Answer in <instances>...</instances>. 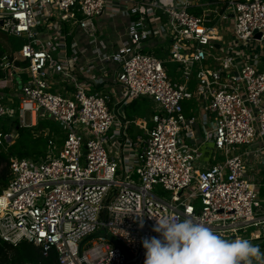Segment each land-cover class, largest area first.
<instances>
[{"label": "built area", "instance_id": "1", "mask_svg": "<svg viewBox=\"0 0 264 264\" xmlns=\"http://www.w3.org/2000/svg\"><path fill=\"white\" fill-rule=\"evenodd\" d=\"M111 1L0 0V35L21 39L0 54V121L47 118L63 133L43 158L11 159L0 240L54 250L57 264H144L141 241L159 235L162 216L192 217L225 239L263 238L264 0H224L225 45L206 15L190 12L197 0H117L122 33L102 23ZM164 44L166 58L144 52ZM164 62L177 63L182 83ZM139 97L158 107L150 127L124 116ZM192 98L204 135L185 114ZM131 123L144 135L132 137ZM13 139L0 126V146ZM207 142L213 163L200 161ZM98 231L120 245L84 240ZM252 264H264V246Z\"/></svg>", "mask_w": 264, "mask_h": 264}, {"label": "clouds", "instance_id": "2", "mask_svg": "<svg viewBox=\"0 0 264 264\" xmlns=\"http://www.w3.org/2000/svg\"><path fill=\"white\" fill-rule=\"evenodd\" d=\"M152 231L159 235L141 241L144 264H252L259 255L258 246L248 239H225L192 217L155 218Z\"/></svg>", "mask_w": 264, "mask_h": 264}, {"label": "trees", "instance_id": "3", "mask_svg": "<svg viewBox=\"0 0 264 264\" xmlns=\"http://www.w3.org/2000/svg\"><path fill=\"white\" fill-rule=\"evenodd\" d=\"M9 38L10 36L0 35V54L7 51L12 52L19 47L21 39L15 43L14 41H10ZM154 54L157 57L166 58L167 50H156ZM164 68L173 80L180 74L177 63L164 62ZM147 109V99L140 97L131 102L126 112L129 117L134 115L141 116L146 113ZM3 121L1 129L7 131L9 124L5 125ZM13 124L15 135L13 143L9 146H0V193L8 183L11 159L29 158L38 160V158L45 154L47 142L50 138L49 134L34 135L28 127L21 126L18 120H13ZM37 124L39 130L47 128L53 133L54 137L60 136L61 128L53 121L42 118L38 120ZM27 262L31 264H57V255L54 250H51L47 256H44L40 247L27 241H21L16 245H12L0 240V264H24Z\"/></svg>", "mask_w": 264, "mask_h": 264}, {"label": "crops", "instance_id": "4", "mask_svg": "<svg viewBox=\"0 0 264 264\" xmlns=\"http://www.w3.org/2000/svg\"><path fill=\"white\" fill-rule=\"evenodd\" d=\"M189 10H190V12L195 13V14L206 15V18L210 20V24L211 25L215 24L216 26L219 25L220 29L221 28L224 29L223 24L228 23V21H226V20L222 21V19H221V15L228 11V8H227L224 0H197L196 2L192 3V6L190 7ZM192 10H194V11H192ZM214 17H216V19H215L216 21H214ZM127 19H128L127 8H126L125 4H123V1L114 0L113 2L111 1L109 3L108 9L103 14L102 23H105L106 26L109 28V30L119 31L122 33V32H124V27H125V23H126ZM73 33H74V30H72V34ZM221 35L223 38L222 33H221ZM163 46L165 47V49L159 48V47H161V45H157V46L151 47L149 49H144V52L151 53V54L155 55L154 52H156V50H161V51L167 50L166 44H164ZM159 58L163 59L164 57H159ZM262 66H264V61H262ZM172 80H173V78H172ZM173 81L176 83H182L183 81L181 78V74H179L176 77V79H174ZM191 82H190V84H188V86L190 87V89L193 90L195 87V82L193 81V79L191 80ZM141 98L147 99L148 109L146 110V113L144 115H141V116L140 115H134L132 117L127 116L126 110H127L128 106L131 104V102H130L124 108V116L127 120H129L131 122H141V120H144L146 122L147 126L150 127L151 126V123L149 121L150 116L154 112V110H157L158 107L156 106V104L154 102H151L150 98H148V97H141ZM184 106H185V114L187 117L195 116L198 118V121H200V115L198 112V104L194 98L187 100L185 102ZM39 119L34 120L33 121L34 124L29 126V127L36 125V122H38ZM2 121L3 120L0 121V126L2 125ZM8 123L9 122L7 121L6 125H8ZM39 131L42 135H48L49 134L50 135L49 139H53L58 146L61 145V141H62V137H63V133H62L61 129H60V136H56V137H54L53 133L51 131H49L47 128L41 129ZM40 133L37 135H41ZM129 133L132 137L135 135H144V131L133 123H131L129 125ZM14 137H15V135H14ZM203 145H205V144H203ZM47 149H48V142H47L45 154L43 156H41L40 158H38V160L43 158L46 155ZM206 150L207 151L200 149V152H201L200 159L203 156V154L209 155L210 152L213 154V149L207 148ZM212 154H211V156H212ZM211 156L209 157L210 160H207L206 162L211 163V162L215 161V160L211 159ZM202 162H205V161H202ZM259 193H260V197L262 198V200H264V171L262 172V184L260 185ZM250 242L252 244L258 246L259 251H260V249H262L264 246V237L259 238V239H255L254 241H250Z\"/></svg>", "mask_w": 264, "mask_h": 264}, {"label": "rangeland", "instance_id": "5", "mask_svg": "<svg viewBox=\"0 0 264 264\" xmlns=\"http://www.w3.org/2000/svg\"><path fill=\"white\" fill-rule=\"evenodd\" d=\"M216 19V17H214V21H216L215 20ZM224 26L225 27H229V24L228 23H225L224 24ZM217 27L219 28V25H217ZM220 29V28H219ZM221 30V33L223 34V38H222V44H226L229 40H230V38H231V33L230 32H228L226 29H220ZM10 39V41H14L15 43H17V42H19L20 41V39L19 38H15V37H10L9 38ZM241 46V45H240ZM159 48H163V49H165V47L164 46H161V47H159ZM258 48L259 47H257L256 49L258 50ZM263 51H264V49H263ZM205 117V115L203 114H200V118L202 119V118H204ZM25 120H26V124H29L28 123V121H29V117H28V115L26 114L25 115ZM6 122L7 121H3V123H5V125H6ZM9 123V125H11V127H12V129H13V120H9L8 121ZM204 123H206V121H204ZM199 128H200V132H201V134L202 135H204V130L202 129V126H203V123H202V121H199ZM38 126V124H37V122H36V125H34V126H32V127H28L29 129H30V132H33L34 133V135H37V134H39L40 133V131H39V128L37 127ZM210 127V126H209ZM14 130V129H13ZM41 134V133H40ZM207 148H210V149H213L214 148V145H213V143L212 142H207V143H205V145H201L200 146V149L201 150H204V151H207L206 149ZM211 152L209 153V155H206V154H203V156L201 157V159H200V161H207V160H210L209 159V157L211 156ZM213 155V154H212ZM219 158H215V160H218ZM211 163H213V162H211ZM153 193L155 194V195H157V196H159V197H162V198H165L166 200H168L169 199V197H170V192H168V191H166V190H164L163 189V187L161 186V185H159V184H157V185H154L153 186ZM245 236H247V235H245Z\"/></svg>", "mask_w": 264, "mask_h": 264}, {"label": "water", "instance_id": "6", "mask_svg": "<svg viewBox=\"0 0 264 264\" xmlns=\"http://www.w3.org/2000/svg\"><path fill=\"white\" fill-rule=\"evenodd\" d=\"M255 37L258 38V37H259V34H256ZM97 235H103V236H105L107 239H109L112 243H114V244H116V245H120L119 243H117V241H116L115 238H113L112 236L108 235V234L105 233V232H100V231L95 232L94 234H92V235L86 237L84 240H87L88 238L93 237V236H97Z\"/></svg>", "mask_w": 264, "mask_h": 264}]
</instances>
